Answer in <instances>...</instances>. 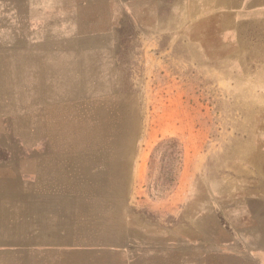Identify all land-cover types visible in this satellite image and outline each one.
<instances>
[{
    "label": "rangeland",
    "instance_id": "1",
    "mask_svg": "<svg viewBox=\"0 0 264 264\" xmlns=\"http://www.w3.org/2000/svg\"><path fill=\"white\" fill-rule=\"evenodd\" d=\"M12 1L0 5V161H29L22 204L14 182L0 188V264H224L244 240L264 247V220L254 237L221 215L196 223L191 205L244 133L264 131V109L214 107L218 79L231 106L264 102V29L200 46L202 30L178 27L182 0ZM238 47L245 67L222 79L206 57Z\"/></svg>",
    "mask_w": 264,
    "mask_h": 264
},
{
    "label": "crops",
    "instance_id": "2",
    "mask_svg": "<svg viewBox=\"0 0 264 264\" xmlns=\"http://www.w3.org/2000/svg\"><path fill=\"white\" fill-rule=\"evenodd\" d=\"M15 3L17 1L3 0L0 5L7 6ZM178 5L179 9L176 11V14L178 12V27L202 30V36L195 42L200 46L211 43L224 46L232 41L241 46L239 38L241 30L264 29V0H182ZM8 11L10 10L0 8V12L7 14ZM226 35H229L232 40L230 41ZM235 50L234 53L228 52L226 56L223 54V49L217 50L214 56L206 57L219 65L222 79L225 77V73L236 72L238 76L241 75L240 71H243L245 67L243 61L246 60L241 57L242 49L238 47ZM234 60H237L236 64ZM215 89L214 107L220 109L219 112H222L223 115H225V106L227 110L231 108L264 109V102L257 100L237 101L238 104L235 103L231 106V88L228 83L226 86L224 79L217 80ZM225 103L226 105H224ZM244 135L247 143L244 146L240 144L236 150L234 165L226 166L223 176L216 183L208 182L202 185L203 189L207 191L206 197L191 199L194 214L192 219L203 225L204 217L207 221L217 222L218 216L221 215L223 220L228 222L230 228L235 229L234 231L245 229L250 233V236L255 237L261 234L258 229H260V222L264 220V131L244 133ZM35 156L45 157L42 153ZM28 161L22 156L17 160L10 159L8 163L7 160L0 161V188L6 189L8 184L10 186V183L14 182L15 190H18V193L14 195L18 198V204H22L23 201L24 165ZM36 161L39 167L47 164V160L44 159ZM11 165L14 167L13 174L7 172V168L12 167ZM37 180L39 181V178ZM9 196L6 193L2 197ZM33 198L31 196L32 201ZM43 219L39 215L34 217L36 225L41 229L47 227L42 223ZM50 227L54 229V225H50ZM243 242L234 248L223 250V253L228 254L231 258L224 264H264V261L260 260L261 256L258 255L264 253V247L257 244L255 240L254 243L251 241L248 243L245 240ZM246 253L251 254L249 260L246 259Z\"/></svg>",
    "mask_w": 264,
    "mask_h": 264
}]
</instances>
